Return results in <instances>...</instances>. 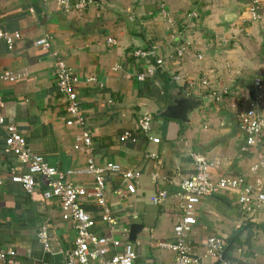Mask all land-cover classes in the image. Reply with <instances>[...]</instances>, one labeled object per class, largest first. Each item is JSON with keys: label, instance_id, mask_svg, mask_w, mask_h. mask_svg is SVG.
<instances>
[{"label": "crops", "instance_id": "obj_1", "mask_svg": "<svg viewBox=\"0 0 264 264\" xmlns=\"http://www.w3.org/2000/svg\"><path fill=\"white\" fill-rule=\"evenodd\" d=\"M250 2L0 0V30L21 34L13 47L0 39V76L21 74L15 82L0 78L5 101L0 115L18 127L34 153L74 184L91 189L93 179L84 173L87 155L74 148L82 131L66 125L67 100L58 88L54 64L62 60L70 68L80 80L77 93L97 165L116 163L142 173L135 182L137 193L123 198L114 194L125 189L121 174L106 176L110 210L119 222L115 232L102 222V210L93 199L82 201L96 220L93 231L98 236L128 233L129 241L130 226L144 225L132 242L138 255L135 264L174 260V253L158 243L174 241L180 220L177 195L195 173L192 153L213 164L214 181L243 177L255 185L261 179L255 193L264 192V168L251 172L264 162V136L257 145H247L239 121V113L257 94L256 79L263 80L264 92V8L263 19L252 22ZM45 37L51 44L47 50L36 46ZM153 46L158 47L155 56H136V50ZM182 48L185 53L178 56ZM117 65L121 68L115 71ZM138 74H145V81H138ZM178 91L203 101L185 123L160 116ZM261 110L264 113V105ZM147 115L153 123L149 137L159 138V143L141 129ZM125 133L131 138L123 140ZM5 138L0 128V243L17 252L8 264H65L76 230L63 219L60 201L43 197V178L32 193L10 180L18 160L4 151ZM159 191L169 198L152 204L151 197ZM239 197V192L221 190L202 198L189 241L198 247L207 237H221L230 243L226 256L231 264H264V208L248 213ZM42 225L49 227L52 254L38 241ZM204 264L215 263L209 259Z\"/></svg>", "mask_w": 264, "mask_h": 264}, {"label": "built area", "instance_id": "obj_2", "mask_svg": "<svg viewBox=\"0 0 264 264\" xmlns=\"http://www.w3.org/2000/svg\"><path fill=\"white\" fill-rule=\"evenodd\" d=\"M262 8H264V0H251L248 14L252 22H259L263 19ZM196 16L197 14H192V17ZM20 38L19 32L11 33L0 30V39L6 41L9 47H13L14 42ZM109 42L116 44L112 38L109 39ZM36 46L45 50L49 49L51 47L49 38L45 37L38 40ZM157 49V46L151 47L149 51L138 49L135 54L141 58L150 55L155 56ZM177 53L178 56H182L185 49H178ZM157 62L160 67L164 63L161 59ZM54 68L58 88L67 100L69 118L66 120V125L79 127L82 131L77 137L74 148L87 155V166L84 173L92 177V187L87 189L82 185L74 184L68 179L66 173L51 166L41 155L34 153L18 127L13 123H8L5 117L0 115V128L4 130L6 135L4 151L14 155L18 160V165L11 168L10 180L22 185L26 192L32 193L38 186V178H43L46 182L43 197L46 200L60 201L63 219L70 221L77 233L73 247L65 251V264H135L138 255L134 244L128 241V233H124L120 237L114 235L110 237L98 236L93 231L96 220L84 207L82 201L87 198L93 199L102 210V222L106 223L112 232H115L119 222L110 210L106 176L121 174L125 189H117L114 194L123 198L126 195L137 193L135 182L140 179L142 173L136 169L123 170L116 163H109L104 167L97 165L92 134L87 128V118L77 93V85L80 80L62 60H57ZM120 68L117 65L114 70L117 71ZM0 78L3 81L15 82L21 78V74L9 71L2 74ZM136 79L145 81L146 76L145 74H138ZM174 79L179 81L180 76H175ZM94 80L90 79L89 81ZM203 85L209 87L208 81H203ZM255 85L258 90L255 98L250 101L247 108L239 113L241 128L247 134V145L249 146L257 145L264 136V113L261 110L264 105V92L261 90L263 80L261 78L256 79ZM219 99H222V95L218 96ZM4 105V98L0 94V108ZM152 125V118L148 115L141 121V129L148 137ZM130 138V133H125L123 136V140ZM149 139L154 143L160 142L159 138L150 136ZM133 141L136 140L133 139ZM190 156L194 162L195 173L182 183V190L177 195L180 220L174 226V241L159 242L158 247L174 253V260L169 264H204L209 259L215 264H231L226 256L230 247V243L226 239L210 236L203 239L198 247L193 246L192 242L189 241V237L197 225L196 207L202 198L212 196L221 190H227L239 192V201L245 211L248 213L256 212L264 208V192L255 193V188L260 187L263 181L257 179L255 185H252L247 183L243 177H239L221 178L216 182L211 177L213 164L202 155L192 153ZM260 167L264 168V162L255 165L251 172L253 174L258 173ZM1 183L2 180L0 179ZM168 198L166 191H159L150 200L152 204L159 205ZM37 236L45 252L52 254L48 225H42ZM16 255V250L3 248L0 243V262L2 264H8V260ZM251 264L259 263L254 261Z\"/></svg>", "mask_w": 264, "mask_h": 264}, {"label": "water", "instance_id": "obj_3", "mask_svg": "<svg viewBox=\"0 0 264 264\" xmlns=\"http://www.w3.org/2000/svg\"><path fill=\"white\" fill-rule=\"evenodd\" d=\"M175 96L176 100L174 103L161 111V117L185 123L188 121V115L190 112L203 105V101L201 99L189 97L181 91L176 92ZM143 228L144 225L142 224H132L130 226L129 241L135 242L137 234L142 231ZM60 258L61 256L57 257V259Z\"/></svg>", "mask_w": 264, "mask_h": 264}, {"label": "trees", "instance_id": "obj_4", "mask_svg": "<svg viewBox=\"0 0 264 264\" xmlns=\"http://www.w3.org/2000/svg\"><path fill=\"white\" fill-rule=\"evenodd\" d=\"M144 133V132H143ZM145 134V133H144ZM143 136H145V135H143Z\"/></svg>", "mask_w": 264, "mask_h": 264}]
</instances>
